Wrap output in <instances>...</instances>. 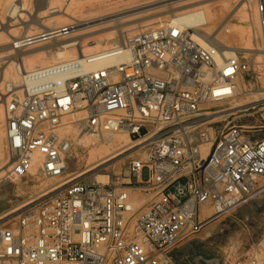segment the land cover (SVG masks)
<instances>
[{"label": "built area", "instance_id": "built-area-1", "mask_svg": "<svg viewBox=\"0 0 264 264\" xmlns=\"http://www.w3.org/2000/svg\"><path fill=\"white\" fill-rule=\"evenodd\" d=\"M50 1H33L30 16L58 13ZM23 8L12 4L13 22ZM257 14L264 53V0ZM78 24L25 34L13 51L66 38ZM195 32L173 19L69 61L29 71L16 62L20 83L0 89L5 178L58 184L2 217L18 214L0 225V264H173L174 250L210 222L264 195L263 131L219 121L258 64ZM121 132L133 151L106 185L68 177L86 137ZM261 257L255 245L235 264Z\"/></svg>", "mask_w": 264, "mask_h": 264}, {"label": "rangeland", "instance_id": "rangeland-1", "mask_svg": "<svg viewBox=\"0 0 264 264\" xmlns=\"http://www.w3.org/2000/svg\"><path fill=\"white\" fill-rule=\"evenodd\" d=\"M33 1L35 0H29L27 3L32 6ZM164 1L166 0H74L70 7L64 4L63 7L64 9L69 7L68 9H71L75 15L78 14V17L82 16L81 18L77 17V19H79V24H84V22L87 21L97 20L98 16H104V14L109 12L128 11L129 9L149 5L145 10H142L149 11L148 13L151 14L162 15L165 17L164 24L166 21L170 20L169 11L172 8V6L167 5ZM257 2L258 0H208L203 3L195 4L188 8V10H205L207 17L210 19V26L208 25L207 27L201 28L204 29L207 34L212 31H217L211 37L213 40L217 37V40L215 39L216 42L221 40L225 43L224 45L235 49H246L251 47L255 49V51L244 52L251 54L250 57L258 64L257 73L255 74L256 77L251 83L246 81L241 84L240 96L223 107L224 111L219 114V121L224 122V124L255 125L263 131L264 136V53H262L259 41L256 40L260 37L261 33L257 14ZM245 3L246 6L243 8L242 6ZM53 4L60 6V1L56 0ZM247 12L249 13V25L245 18H243V14ZM34 14L38 17L43 16L42 14H38V11H35ZM45 15L48 17L43 18V23H50V29L66 26L72 21V19H63L65 22L60 26H57L56 23L59 19H53L57 15H49V13ZM251 16L253 18L252 25H250ZM0 18V21H2V25H0V34H2V26L8 27L10 22H7V19L3 14L0 15ZM25 19L29 20L30 18L28 19V17H25ZM98 24L99 22H94L90 24V26H80L76 28L75 32L66 38H60L51 43L29 48L22 52H14L13 42L15 39L25 34L33 35L39 33L41 30L32 27L33 29L25 31L26 29L21 28V26L23 27L24 25H20L18 22L13 23V28L16 30L12 32V39L10 38L6 42L0 43V85L3 83V87L0 89L4 90V86L9 84L8 80L3 79L2 73L7 68L15 71L16 66L14 64L11 65V62L16 63L19 58L23 56L26 57L27 64L35 63L33 68L27 69L29 71L37 67H44L42 63L53 60L52 56L54 57L59 45L71 39L80 42V45H86L89 41H92L94 44L97 43L99 50H104L117 45L122 39H127L128 37L138 35L150 29L142 28L140 22L134 21L129 23V25H126V27L129 28V35H127L126 33H122L120 29H113V27H111L113 25L111 24ZM161 25L154 24L152 27ZM251 26L255 28L256 35H254ZM112 32H114V35H112ZM208 35L211 36L210 34ZM255 36L257 38H255ZM38 51H44L45 54L34 55ZM46 51L51 57L46 56ZM126 134L127 133L124 132L118 133L115 135V139H120L121 136H125ZM3 138L6 151L4 134ZM115 139L107 143H104L103 139H101L102 141L96 140L95 145H88L85 152H75L69 163L68 177H74L75 179H88L95 183H101L100 175H107L109 181L110 176L123 170L124 165L129 161L128 156L133 150L128 151L118 158L94 169V167L102 164L113 155H118L119 152L122 151L116 146ZM129 145L132 147L131 142ZM100 160L101 162H99ZM7 162L9 163V161ZM8 163L7 166L6 162L1 163L0 167V225H8L15 221L16 216L18 215L17 213L12 214L4 220L1 219L8 213L16 211V209L22 207L25 203L40 196L43 192L58 184V180L46 179L35 174L27 179H7L5 178L4 172L10 165V163ZM219 224V234L216 232L217 224L213 221L203 230L202 233L193 238L192 241L181 244L179 248L187 247L190 252L194 249V252H191L192 255H195L194 259L203 256L209 259L212 258L217 264H219V259H221L220 264H235L238 260L245 259L252 247L260 245L262 264H264V195L257 200L244 205L235 212L229 213L220 218ZM226 256H229L230 260L227 261ZM190 259L192 260L193 258L191 257Z\"/></svg>", "mask_w": 264, "mask_h": 264}, {"label": "bare ground", "instance_id": "bare-ground-1", "mask_svg": "<svg viewBox=\"0 0 264 264\" xmlns=\"http://www.w3.org/2000/svg\"><path fill=\"white\" fill-rule=\"evenodd\" d=\"M16 1H20V0H0V15L3 14L7 18V22L8 23L10 22V25L8 27L2 26V28H1L2 34H0V43L6 42L11 37H13L12 32L16 30L13 28L14 27L13 23H15V22H13V19L11 18L10 13H9L12 4ZM28 1L29 0H24V8H23V10H21V14L17 15L18 23H20V25H24L23 27H24V29H26L25 31H29L30 29H33L32 27H36L40 30L48 32L50 29V23H48V24L43 23V18L48 17L45 15V14H47V12L41 13L43 15L42 17L35 16V14L33 16H30L29 12L31 13L33 10H32V6L27 3ZM59 1H60V6L53 4V2H56V0L50 1L52 6L58 7V9H59L58 13L55 14L57 16L53 18V19H59L56 23L57 26H60L61 24H63L65 22L63 19H69V20L72 19V20L78 21L79 20V19H77L78 14L75 15V13L73 11H71V9L70 10L68 9L73 4L74 0H59ZM205 1H208V0H166V1H164V3H167V5H169V6H172L171 10L169 11L170 20L176 19V20H179L184 26L194 28L196 30L195 35L200 39H202V37H206L208 39V41L212 42L214 45H219V44L224 45L225 43L222 42L221 40L219 42L215 41V39L217 40V37L214 40H213V38H211L215 34V32H217V31H214V32L212 31V32L208 33L211 35V36H209L204 31V29L201 28V27H207L208 25L210 26V19L207 17V15H206L207 13L205 12V10L204 11L201 9L188 10V8H190L191 6H193L195 4L203 3ZM64 3H66L69 6L67 8L68 10L66 8L64 9V7H63ZM248 4H249V1H248ZM245 6H246V3L242 7L244 8ZM147 7H149V5L148 6L145 5V7L142 6L140 8L129 9L128 11L109 12V13L104 14V16L103 15L98 16L97 20H93V21H89V22L87 21V22H84V24L80 23L78 27L85 26V25L90 26V24H92L94 22H99L98 25L111 24V25H113V26H111V27H113V29H115V28L120 29L122 31V33H124V34L126 33L127 35H129V33H128L129 28H127L126 25L127 24L129 25V23H132L134 21L140 22L142 25L141 26L142 28H154V27H152L154 24H159V25L163 24L165 17H163L162 15L151 14V13H148L149 11H143L142 10V9L145 10V8H147ZM140 10H142L143 12ZM182 10H186V11H182ZM179 11H182V12H179ZM25 15H28L30 19L28 18L29 20H26ZM81 17H78V18H81ZM243 18H245L246 22L249 25V22H248L249 13L248 12L243 14ZM250 18H251L250 19V25H252L253 18H252V16ZM0 25H2V21H0ZM251 27H252V31H254L253 26H251ZM92 35H93V33H92ZM112 35H114V32H112ZM86 36H87V34H86ZM81 37H82V35H81ZM93 44H94V42L89 41L88 44H86V45H80V42L74 41V39H71L67 42H63L59 45L58 50L55 53L54 57L52 56L53 60H51L49 62L42 63V64L45 67V66L56 64L58 62L69 61L72 59H76L78 57H82V54L87 55V54H91V52L94 53L97 50L100 51L99 46H97V43L94 45ZM225 47L226 48H232V47H229L227 45H225ZM242 50L243 51H255V49L252 47L242 49ZM69 51H71V52H69ZM46 53H47V51H46ZM41 54H45V52L44 51H38L34 55H41ZM46 56L51 57V56H49L48 53ZM18 62L21 64L24 63L26 70L28 68H33L35 66V63L27 64L26 63V57H24V56L19 58ZM12 64H14L15 66L17 65V63L15 64V62H11V65ZM15 71L7 68L2 73L3 79L8 80V83L18 84L20 82V75L17 72V69ZM2 87H3V83L0 85V88H2ZM221 113H223V112H220L219 114H221ZM4 120H5V118H4L3 106L0 104V167H1V163L6 162V166L8 163L7 162L8 157L6 155L5 147H4V143H3L4 142L3 141L4 132L2 129L4 126ZM114 139H115V135L105 136L103 139L104 140L103 142L107 143V142L112 141ZM96 140L102 141L99 138H95V137H86L84 139L86 145L91 144L93 146L95 145ZM112 144H113V142H112ZM115 144L122 151H120L118 155H116V156L113 155L108 160H105V162H103L102 164L98 165L99 164L98 163L97 164L98 166L94 167V169L112 161L113 159L118 158L119 156L127 153L128 151H131V149L133 148L129 145L130 144V138L127 134L125 136H121L120 139H118V138L115 139ZM99 162H101V160ZM94 165H96V164H94ZM6 166H4V167H6ZM99 177L101 179L100 182L102 184L106 185L108 183V176L107 175H100Z\"/></svg>", "mask_w": 264, "mask_h": 264}, {"label": "crops", "instance_id": "crops-1", "mask_svg": "<svg viewBox=\"0 0 264 264\" xmlns=\"http://www.w3.org/2000/svg\"><path fill=\"white\" fill-rule=\"evenodd\" d=\"M249 204V203H248ZM258 204V203H257ZM243 207V206H242ZM241 207V208H242ZM240 209V208H239ZM225 216V215H224ZM224 216H222V217H224ZM222 217H219L218 219H216V220H214L215 221V223L217 224L216 225V229H217V234H219V226H220V224H219V219L220 218H222ZM213 222V221H212ZM212 222H210V223H212ZM209 223V224H210ZM208 224V225H209ZM207 225V226H208ZM206 226V227H207ZM205 227V228H206ZM204 228V229H205ZM187 247H184V248H179L178 247V249L175 251L174 250V252L172 253V257H173V264H203L202 263V260H204V259H208V260H210L209 258H205V257H203V256H199L197 259L195 258L194 259V256L195 255H192L191 254V252H194V249L190 252V250H189V248H187ZM193 258L192 260L190 259V258ZM212 259V258H211ZM196 260L198 261V262H196ZM226 260L228 261V260H230L229 259V256H226ZM192 261V262H191ZM217 261H218V259H217ZM220 262H221V259H219V264H220Z\"/></svg>", "mask_w": 264, "mask_h": 264}, {"label": "flooded vegetation", "instance_id": "flooded-vegetation-1", "mask_svg": "<svg viewBox=\"0 0 264 264\" xmlns=\"http://www.w3.org/2000/svg\"><path fill=\"white\" fill-rule=\"evenodd\" d=\"M196 262H198V261L196 260ZM202 263L203 264H217V262L213 261V259H210V260L204 259V260H202Z\"/></svg>", "mask_w": 264, "mask_h": 264}]
</instances>
